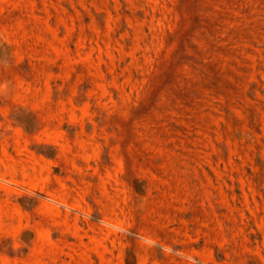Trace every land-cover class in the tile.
I'll list each match as a JSON object with an SVG mask.
<instances>
[{"label": "rangeland", "instance_id": "rangeland-1", "mask_svg": "<svg viewBox=\"0 0 264 264\" xmlns=\"http://www.w3.org/2000/svg\"><path fill=\"white\" fill-rule=\"evenodd\" d=\"M4 44L0 264H264V0H0Z\"/></svg>", "mask_w": 264, "mask_h": 264}, {"label": "crops", "instance_id": "crops-1", "mask_svg": "<svg viewBox=\"0 0 264 264\" xmlns=\"http://www.w3.org/2000/svg\"><path fill=\"white\" fill-rule=\"evenodd\" d=\"M4 40H6V37H4ZM10 49L11 48L8 45L4 44V46H3V50H4L3 62L0 63L1 67H2V65L5 67L7 65H10L11 63H12L11 65H14V66L17 65V59L13 60L14 55H11V53L13 54V50L11 51ZM6 51H7V53H6ZM8 69H9V67H8ZM1 78H2V76H1ZM0 81H1V79H0ZM4 84L6 85L5 89H4V95H3L5 105L12 106L15 103H21V104L30 105L36 111L38 110V108H41L43 106L42 92L44 93V91H42L40 93L25 95V97L23 98L20 95V90L18 89L19 85H17V81H15V80L12 81V79H8V77L6 76V73H5V77H4ZM20 98H22V100ZM176 258H179L180 260H178ZM205 258H207V256H203V260L200 262L205 263V262H203ZM172 261L176 262V264H184V259L182 258V260H181V257H178L177 255H175V257L172 258Z\"/></svg>", "mask_w": 264, "mask_h": 264}]
</instances>
